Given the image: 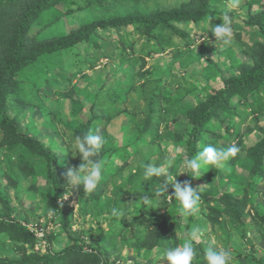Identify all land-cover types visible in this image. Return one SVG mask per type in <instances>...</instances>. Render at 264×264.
<instances>
[{"label":"trees","instance_id":"trees-1","mask_svg":"<svg viewBox=\"0 0 264 264\" xmlns=\"http://www.w3.org/2000/svg\"><path fill=\"white\" fill-rule=\"evenodd\" d=\"M116 1L0 0V163L2 154H5L9 157L8 165L13 167L16 164V169L20 173L11 175L13 171L8 174L0 167V234L5 235L15 245L14 248L21 253L18 258L0 257V264H106L109 258L103 245L116 244V236H106L103 232L90 239L71 233L73 212L70 207H66V204L61 202L64 191L58 167L62 165L65 158L73 156L71 151H74L72 146L74 137L89 131L93 132V124L97 119L110 121L114 116V108H117L119 104L115 97L116 93L120 97H124L125 94L122 88L113 86L90 93L89 103L83 102L75 94V92L80 93L76 83L65 88L64 83L70 80H61L50 73L61 62L64 54L71 52L82 42L91 44L93 48L108 47L109 43L97 41L96 37L99 34L110 35L114 31L118 32L119 29L125 30L132 27L135 34L144 38L140 57L131 60L134 64L139 62L134 73L135 76L142 77L150 72L148 68L144 69L146 57L154 53L163 52L171 46L178 50L186 47L187 54H191L190 47L194 41V35L192 38L189 37L190 32L193 31L189 25H199L203 36L212 38L211 24L222 23L225 13L221 12L220 6L228 0H180L175 5L156 8L149 6L148 2L152 0H122L121 2L126 3L124 6L127 8L120 12L109 9ZM69 4H75V8L67 7ZM261 4L262 7L258 11L247 9L243 25L254 29L256 34H261L264 38V2L261 1ZM63 6H66L65 10H62ZM88 8L99 9L100 12L91 20L84 21L68 31H56L53 27L65 15ZM209 21L211 24L208 23ZM186 27L187 30H184L183 28ZM43 32L48 34L43 35ZM235 34L239 36V32L232 29V35ZM116 39L124 47L130 49L133 47V40H130L129 35L123 36L117 33ZM124 50L126 49H122L121 53L125 52ZM242 55L244 57H235L233 64L231 62L230 73L221 79L223 83L221 87L210 89L209 86L208 89L203 90L205 84L204 86L198 84H190L189 87L181 86L183 90L176 101H180L186 94H202L204 97L193 107L181 106L183 108L180 111L187 119V125L179 138V142L185 148V158L193 157L207 144L216 147L218 140L226 139L229 147L236 145L241 149L238 154L230 157L228 176L231 180H235V164L243 168L247 175L241 178L240 183H236L237 193L233 189H224L220 192L222 185L215 178L217 168L211 166L203 169L204 174L201 176H196L190 171L189 175L184 173L178 182L190 181L193 188H196L199 181L205 183V186L197 191L202 202L207 206L206 218L213 228L224 229V225L227 224L238 227L241 223L244 224L246 216L249 215L253 223L252 230H257L264 238V197L263 201L255 197L258 182L264 179V126L259 123L260 117L264 116L263 39L257 36L244 45ZM179 56L182 60L184 54L176 57L179 58ZM93 57L96 56L92 53L87 58L84 57L81 62H91ZM212 62L216 67L217 61L212 60ZM94 63H91L90 67ZM169 66L166 69H169ZM122 72L128 73L127 76L131 77V69ZM211 72L213 73L214 70H209L208 74ZM130 79V88H136L134 78ZM27 82L33 88L32 92H37L34 90L50 84L55 88L53 92H57L60 98H69V114L72 117L77 115L85 104H88L87 107L90 110L88 119L69 128L63 125L60 110L52 112L51 120L60 124L62 133H54L51 140L45 142L34 134L37 129L35 116L30 109H27L29 111L26 126L20 129L18 118L27 108L24 85ZM126 92H128L127 89ZM41 96L39 93L38 97ZM104 97L108 100L104 101ZM102 100L104 102H101ZM98 108L101 112H97ZM161 116V111L155 108L154 99L148 100L143 126L135 132L133 140L126 146L115 149L112 159L109 155H105L104 148L101 149L96 159L103 161L105 158V171H111L117 159H123L124 163L127 161V156L139 152L138 148L146 143L148 137L154 139L159 136ZM242 125H245V128H241ZM251 131H257L259 137L252 145L245 148L244 134ZM62 136L64 138L62 141L57 138ZM243 150L244 156L240 157ZM113 156L116 157L115 160ZM77 157L80 156L77 155ZM146 160H140L136 164V170L129 176L130 181L141 174L143 166L148 164ZM28 175L34 179L42 175L49 184V188L41 190L40 193L46 201L47 208L53 211L56 220L39 223L36 228H42V236L30 230L27 226L29 221H22L20 215H14V207L10 204L8 191L10 186L3 185L1 181L2 177L7 178L17 195L21 176ZM162 182L161 178H153L143 197L147 196V192L149 194L155 192L160 187L159 183ZM168 191L172 195L171 186ZM84 194L85 191L82 188L79 189L80 200L84 198ZM160 202L163 206L170 205L171 211L168 215L155 217L153 215L146 219L142 215L128 223L133 225V222H138L140 225L141 223L145 225L147 233L137 245H141L149 252L155 248L162 249L163 246L168 248L182 244L184 235L181 232L186 230L188 235L194 220L193 216L187 217V224L181 225L176 218V214L179 213V202L171 199L169 203L164 197ZM50 223L53 225L57 223L60 232H68L70 244L57 250L52 247V242L59 235L57 233L59 231L48 228ZM177 230L180 232L179 235ZM42 242L46 247L45 251H34V246L37 243L41 245ZM204 246L200 241L195 242L199 254L193 264H207L204 258ZM27 248L32 250L29 251ZM250 254L254 256L251 247ZM254 258L253 262L251 258H246L247 264H264L261 258L258 259L256 256Z\"/></svg>","mask_w":264,"mask_h":264},{"label":"rangeland","instance_id":"rangeland-1","mask_svg":"<svg viewBox=\"0 0 264 264\" xmlns=\"http://www.w3.org/2000/svg\"><path fill=\"white\" fill-rule=\"evenodd\" d=\"M121 1L117 0L112 8L110 7L109 9L120 12L127 8L124 6L126 3L123 4ZM179 1L152 0L148 4L151 8H156L158 6H172ZM261 1L264 2V0H228L227 3L220 6V10L228 15L231 20V28L233 31L239 32V36L237 34L232 35L230 42L224 44L222 41H216L214 36L212 38L204 37L199 25H189V28H193L189 37L192 38L194 35V41L190 47L192 49L191 54H187L186 47L178 50L171 46L167 47L163 52L154 53L152 56L146 57L144 69L148 68L150 72L142 77L135 76L134 73L135 69L138 68L139 62L134 64L131 60L140 57L144 38L135 34L132 31V27H128L125 30L119 29L118 32L114 31L110 35L99 34L96 37L97 41L109 43L108 47L93 48L87 42L76 45V48H73L74 50L71 52L65 53L61 62L50 71L51 74L56 75L61 80H70L64 83L65 88L76 83L75 85L80 88V93L75 92V94L86 103H89L90 93H94L97 90H104V88L113 86L122 88L125 96L120 97L116 93L115 97L119 104L117 108H114V116L110 121L97 119L93 124L94 134L101 135L104 138L105 143L102 148H104L105 155H109L111 159L113 151L126 146L133 140L135 132L142 128L146 117L148 100L154 99L155 108L160 110L162 115L158 129L159 136L154 139L148 137L146 143L138 148L139 152L130 154L129 157L127 156L126 163H123V159H117L111 171H104L103 180L98 187L91 193L85 192L82 200L79 199V189H72L71 194L67 195L70 186L66 175L69 168L79 167L82 162L81 158L77 157V155L65 158L62 165L58 167L64 191L61 202L66 204V207H70L73 212L70 224L71 233L87 239L97 236L101 232L106 236H116V244L113 246L111 244L103 245L109 259H133L139 263L161 259L165 246L162 249L155 248L151 252L143 249L141 245L138 246V241L143 239L147 233L146 227L141 222L142 225L138 222H133V225L128 223L142 215L145 216V219L153 215L154 217L168 215L171 211L170 205L163 206L160 201L164 197L171 203V198L164 194L156 196L155 192L151 194L147 192L149 202L146 203L143 199V193L146 189L148 190L150 181H143V170L132 181H130L129 176L134 173L136 170L135 166L140 160L147 159L148 163L159 165L164 163L166 158L173 157L176 161L172 169L173 175H178L177 180L181 178L182 174L180 172L182 169L180 165L186 156L185 148L179 142V138L187 125L186 116L180 111L183 108L181 106L190 108L204 99L202 94H186L181 97L180 101H176L177 97L181 96V91L183 90L181 86L189 87L190 84L204 86L203 84H205L203 90L208 89L209 86L210 89L222 86L221 79L230 73L235 57H244L242 55L244 45L250 43L257 36L264 41L263 35L256 34L254 29L243 25V18L247 9L258 11L262 7ZM67 7L75 8V4H69ZM65 9L66 6H63L62 10ZM231 11H233V14H231ZM99 12V9L94 8L76 10L62 17L53 27L56 28V31H68L79 26L84 21L91 20ZM183 29L187 30V27ZM117 33L123 36L129 35L130 40H133V47L131 49L124 47L116 39ZM46 34L48 33L43 32V35ZM124 48L126 49L124 50L125 52L121 53ZM92 53L96 56L95 58L93 57L94 61L92 59L91 62H81L84 57L87 58ZM181 54H184L182 60L180 59L181 56L179 58L176 57ZM73 58L76 59L73 60ZM212 60L217 61L216 67ZM92 61L95 63L90 67L91 63H93ZM168 65H170L169 69H166ZM130 69V78H134L136 88H130L131 79L127 76L128 73L122 72ZM209 70H214V72L208 74ZM24 85L27 95V97L25 95L27 101L25 107L27 108L18 118L20 129L25 128L29 111L27 109H30V112L35 116L37 126L34 134H37L45 142L50 141L54 133H62L60 124L51 120L52 112L60 110L63 125L69 128L76 126L79 122L86 121L90 115L88 104H85L83 109L72 117L69 114L70 99L60 98L57 92H53L55 88L50 84L47 87L34 90L37 92H32L33 88L28 82ZM126 89L128 92H126ZM39 93L42 95L41 97H38ZM104 98V101L108 100L106 97ZM103 100L101 102H104ZM119 110L121 112H118ZM97 112H101V109L98 108ZM259 123L264 126V116L260 117ZM244 126L242 125L241 128ZM258 137L257 131L244 134L245 148L252 145ZM57 138L61 141L64 139L63 136L62 138ZM216 147L226 149L229 147V143L226 139H220ZM243 156L244 150L240 154V157ZM104 161L105 158L103 159ZM8 162L9 157L2 154L0 167L8 174H11V171H13L11 175L20 174L18 169H16L17 165L15 164L11 167ZM229 166L230 158L224 163L222 168L217 169L215 178L222 185L220 192L224 189H233L237 193L235 185L240 183L241 178L245 177L247 172L235 164V180H231L228 176L230 173ZM1 181L3 185L8 184L10 186L8 189L10 204L14 207V215L21 216L20 220L29 221L31 226L36 221L44 223L45 221L53 222L56 220V218L54 219L53 211L47 208L46 201L40 193L41 190L49 188L47 180L42 175H38L36 179L32 178L31 175L21 176L17 195L7 178L2 177ZM204 186L205 183L199 181L196 188L200 191ZM257 189L255 197L263 201V178L258 182ZM168 194L171 195V192L168 191ZM66 195L67 198H65ZM156 201L158 203H155ZM199 205L198 214L193 216L194 220L191 223V230L197 225L206 230L205 238L199 240L201 244L205 245L203 252H205L209 244H213L219 250H228L232 254L229 264H247L246 258H251V262H253L254 256L264 261V238L261 237L257 230H252L253 223H251L252 219L249 215L246 216L244 224L241 223L238 227L227 224L226 226L224 225V229L213 228L206 218L207 206L201 199ZM113 206L125 209L127 215L121 219L114 218L111 215ZM176 218L181 225L185 226L187 224L188 218L181 217L179 213L176 214ZM57 223L55 225L50 223L48 228H55L57 229L56 231H59ZM176 232L177 235L180 234L178 230ZM247 232L248 234H246ZM57 233L59 235L52 242V247L56 250L70 244L68 232L59 231ZM186 233V230L181 232L184 235V241L189 239V234L187 235ZM14 247L15 245L5 235L0 234V257H20L21 253ZM250 247L254 251V256L250 254ZM45 248L42 242L41 245L37 243L33 250L42 252L45 251ZM27 249L29 251L32 250L30 248ZM111 249L115 251L113 252ZM196 259L194 258V261Z\"/></svg>","mask_w":264,"mask_h":264},{"label":"clouds","instance_id":"clouds-1","mask_svg":"<svg viewBox=\"0 0 264 264\" xmlns=\"http://www.w3.org/2000/svg\"><path fill=\"white\" fill-rule=\"evenodd\" d=\"M221 21L222 23L219 25H213L210 21L208 23L211 24V33L215 40L228 44L232 36L231 20L225 14ZM104 143L105 140L101 135L94 134L91 131L74 137L72 145L74 151L71 152L73 156L79 155L82 162L78 168H69L67 170L66 175L70 186L67 195L71 194L72 189L81 188L83 191L91 193L101 183L105 166L102 160L96 158L100 154ZM240 151V147L236 145H231L224 149L207 144L193 157L183 160L180 165L182 169L180 174L186 173L189 175L190 171L196 176H201L204 174L202 170L206 167L222 168L230 157L235 156ZM113 159L115 160L116 157L113 156ZM175 163L176 161L173 157H168L164 163L159 165L155 163L145 164L143 166L142 179L143 181H151L153 176L162 178L163 182L159 183L160 187L155 190L156 196L164 194L178 201V212L181 217L195 216L199 212V201L201 199L197 191L198 188H193L190 181L178 182V175H173L172 172ZM169 186L173 189L172 195L168 194ZM67 195L65 198H67ZM143 199L146 203L149 202L147 196H144ZM155 203H158V201ZM111 215L114 218L121 219L127 215V212L123 208L113 206ZM205 231L199 225L194 226L189 234V239L185 240L181 245L165 248L161 259H166L169 264H193L194 258L199 254L198 249L195 247V242L205 238ZM204 258L207 264H229L232 254L228 250H219L213 244H209L204 252Z\"/></svg>","mask_w":264,"mask_h":264},{"label":"built area","instance_id":"built-area-1","mask_svg":"<svg viewBox=\"0 0 264 264\" xmlns=\"http://www.w3.org/2000/svg\"><path fill=\"white\" fill-rule=\"evenodd\" d=\"M39 225V223L36 221L35 223H32V226L29 225L28 223V227L30 228V230H34L35 234L38 236H42V231H41V227L36 228ZM103 264V263H101ZM106 264H148V263H139L138 261H135L133 259H109V261ZM149 264H169V262L165 259H158L155 260L153 263H149Z\"/></svg>","mask_w":264,"mask_h":264}]
</instances>
